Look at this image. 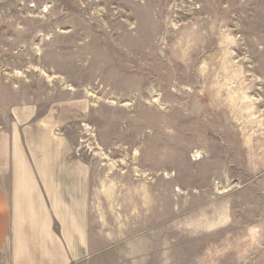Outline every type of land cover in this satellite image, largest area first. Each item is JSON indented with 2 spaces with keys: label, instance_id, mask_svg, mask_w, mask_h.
<instances>
[{
  "label": "rangeland",
  "instance_id": "374dc122",
  "mask_svg": "<svg viewBox=\"0 0 264 264\" xmlns=\"http://www.w3.org/2000/svg\"><path fill=\"white\" fill-rule=\"evenodd\" d=\"M26 125L146 193L167 264H264V0H0V126Z\"/></svg>",
  "mask_w": 264,
  "mask_h": 264
},
{
  "label": "crops",
  "instance_id": "0c3cea01",
  "mask_svg": "<svg viewBox=\"0 0 264 264\" xmlns=\"http://www.w3.org/2000/svg\"><path fill=\"white\" fill-rule=\"evenodd\" d=\"M41 136L35 145L32 126H0V264H167L146 193L108 190L113 177ZM168 227L177 231L176 217Z\"/></svg>",
  "mask_w": 264,
  "mask_h": 264
},
{
  "label": "bare ground",
  "instance_id": "6f19581e",
  "mask_svg": "<svg viewBox=\"0 0 264 264\" xmlns=\"http://www.w3.org/2000/svg\"><path fill=\"white\" fill-rule=\"evenodd\" d=\"M89 129V128H88Z\"/></svg>",
  "mask_w": 264,
  "mask_h": 264
}]
</instances>
